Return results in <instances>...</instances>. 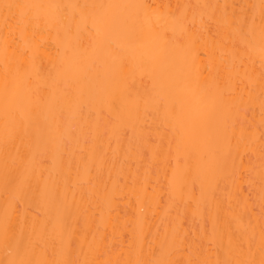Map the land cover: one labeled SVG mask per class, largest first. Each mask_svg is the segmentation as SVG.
I'll use <instances>...</instances> for the list:
<instances>
[{
  "label": "bare ground",
  "instance_id": "1",
  "mask_svg": "<svg viewBox=\"0 0 264 264\" xmlns=\"http://www.w3.org/2000/svg\"><path fill=\"white\" fill-rule=\"evenodd\" d=\"M3 2L146 4L161 11H185L184 6L191 5L186 10L189 19L226 12L235 18L255 16L256 23L242 60L234 62L226 52L222 58L217 53L209 63L206 56L168 45V53L155 61L154 71L145 74L135 57L153 53L149 39L118 42L120 54L129 61V70L121 72L119 58L111 50L93 52L94 36L88 28L80 32L82 46H77L62 30L58 34L55 26L45 31L32 27L22 34L15 30L16 21L9 18L6 22L5 12L0 10V232L14 182L23 180L24 202L8 211L22 245L41 237L37 255L42 258L53 259L54 249L67 246L71 237L77 254L72 258L91 259L87 251L94 236L97 240L105 236L110 245L114 236L119 239L123 233V247L101 248L102 258L135 260L136 245L131 237L140 215L158 243L165 242L166 231L170 239L174 229L191 241L201 232H211L215 222L227 244L229 234L239 227L233 219L238 217L259 246L264 226L260 0H0ZM79 11L68 9L77 16ZM33 14L41 17L43 26V18L51 10L33 9ZM157 24L160 29L169 27L166 21L157 22L150 14L144 19L141 13L130 29L143 31L147 37L151 35L149 26ZM214 32L215 26L194 49L202 51ZM6 39L10 44L7 53ZM41 41L45 47L39 46ZM58 41L63 42L59 52ZM25 51L27 56L21 57ZM33 57L41 73L58 69L62 80L53 84L34 72L21 73L11 98L15 119H10L5 114L2 87L5 66L11 68L17 59L31 65ZM249 78L255 80L254 85ZM127 129L133 134H127L130 140ZM214 137H219L222 162ZM142 150L149 152L151 161L144 159ZM233 174L241 178L238 187ZM222 183L227 192H219ZM42 195L47 207L39 210ZM147 239L151 242L152 236ZM45 248L47 254L42 253ZM6 252L0 236V259H6ZM205 255L214 259L212 252ZM148 256L145 245L143 258ZM174 258L183 260L186 254L177 253Z\"/></svg>",
  "mask_w": 264,
  "mask_h": 264
},
{
  "label": "snow or ice",
  "instance_id": "2",
  "mask_svg": "<svg viewBox=\"0 0 264 264\" xmlns=\"http://www.w3.org/2000/svg\"><path fill=\"white\" fill-rule=\"evenodd\" d=\"M191 5H185V11L177 9L176 11H161L151 9L146 4H84V5H36L20 2H3L0 3V10L5 12V21L9 18L16 21L15 30L20 33H26L30 28H39L42 31L53 28L62 30L65 37L74 40L77 46H82L79 40V34L84 28H88L94 36L93 52L102 54L106 50H111L119 58V69L121 72L129 70V61L126 56L121 55L122 48L119 47V41L123 38H134L137 41L149 39L153 45V53L150 55L139 54L135 57L136 63L141 71L145 74H151L154 71L155 61L168 53V45L173 49H182L186 52H195L197 56H206L209 63L212 58L219 53L222 58L227 52L233 58V61L242 60L243 55L250 46L251 37L255 28V16L251 18L242 16L235 18L229 14L222 13L219 16L215 12L209 14L207 18L203 14L199 20L193 15L188 18L187 9ZM201 7V6H198ZM204 8L213 7L203 5ZM255 7V6H253ZM260 36H261V68L260 84L264 88V0H260ZM49 9L51 14L43 18V26L39 23L41 17L33 14V9ZM68 9H79L78 16L69 14ZM143 18H149V14L157 22L164 20L169 27L160 29L157 25L149 26L151 35L145 36L143 31H133L130 25ZM215 26V32L207 41L204 49H194V45L202 41L205 34ZM75 29V32L73 31ZM45 47L43 41L39 44ZM63 46L62 41L56 44L57 51ZM10 47L7 39L5 40V52ZM65 48V52H66ZM21 57L27 56V52H21ZM207 70V66L205 68ZM35 73L45 81H51L53 84H59L62 80L59 70L41 73L35 64V57L31 65H26L22 59H17L14 65L9 68L6 64L5 73L2 82L3 93L5 98V114L10 119H15V113L11 106V98L15 95L16 78L21 75H31ZM251 84L255 80L249 78ZM243 139V136L240 138ZM261 139L264 140V132L261 133ZM217 145L216 153L223 161L224 153L220 147L219 137L213 138ZM63 144L67 146L68 140L65 139ZM240 140L237 141L236 148L239 150ZM231 146H229V151ZM262 156H264V146H262ZM241 178L233 174V181L238 187ZM24 181L14 182V192L12 199L9 201L5 212V220L0 232L6 252V259H0V264H264V226L260 233V242L257 247L254 244L252 235L249 234L248 226L244 225L238 217H233L239 227L229 234L227 244L224 243V235L218 232L215 222L211 232H201L198 237L189 241L186 234L181 235L177 230H173L169 239L167 231L165 232V242H157V237L147 229L143 215L137 217L135 226L132 229L131 242L136 245L137 258L129 261H113L104 259V253L101 248L108 251L120 249L123 247V233H120L119 239L113 237L110 245L106 243L107 238L100 236L99 240L94 236L93 241L89 243L87 255L91 259L72 258L76 254L75 248L72 247L71 237L67 246H62L52 252L53 259L42 258L37 255V249L40 248L41 237L38 235L35 241L27 245H22L14 234V226L9 215V209L15 210L24 202ZM106 199H109L106 197ZM39 210L47 207V199L41 196L40 203L37 205ZM262 218H264V191L261 195ZM141 213L144 209L141 208ZM39 216V211L36 213ZM61 227V233L63 234ZM160 229L157 228V232ZM152 236L151 242L147 237ZM147 245L149 256L143 258V253ZM83 251V246H81ZM212 252L214 259H208L205 253ZM43 254H47V249H42ZM186 254L183 260L174 258L175 254Z\"/></svg>",
  "mask_w": 264,
  "mask_h": 264
},
{
  "label": "rangeland",
  "instance_id": "3",
  "mask_svg": "<svg viewBox=\"0 0 264 264\" xmlns=\"http://www.w3.org/2000/svg\"><path fill=\"white\" fill-rule=\"evenodd\" d=\"M243 108H244V106H243ZM243 108H242V111H244ZM246 108H247V107L245 106V109H246ZM247 109H248V108H247ZM248 112H250V110H248V111L246 112V114H247ZM249 116H250V115H249ZM240 120H241V119H240ZM240 120H239V122H242V121H240ZM127 131H128V129H127ZM129 131H131V130H129ZM129 131H128V132H129ZM131 132H132V131H131ZM124 133H125V131H124ZM124 133H122V134H124ZM125 134H126V136H127V134L129 135V134H132V133H130V132L127 133V132H126ZM132 135H133V134H132ZM107 136H108V135H107ZM126 136H125V137L122 136L123 139L127 140V137H128V136H127V137H126ZM129 136H131V135H129ZM128 138H129L128 140H130V137H128ZM142 151H143V153L146 152V153H145L146 156H143V157H145L144 159H145V160L148 159L149 161H151L150 156H149V155H150L149 152L147 153V151H145V150H142ZM146 158H147V159H146ZM145 162H146V161H145ZM155 168H156V166H155ZM222 184H224V183H222ZM222 184H221V185H222ZM221 185L219 186V189H220L219 192H222V191L225 192L226 189H227V185L225 186V184H224L225 187L222 185V188L224 187L223 189L221 188ZM224 189H225V191H224ZM228 190H229V189H228ZM226 192H227V191H226ZM219 195H220V194H218V196H219ZM219 197H220V196H219ZM256 203H258V201H256L255 204H256ZM256 205H257V204H256ZM256 211H258V209H256ZM206 219H207V218H206ZM204 223H206V225H207L208 222H204ZM208 225H209V224H208Z\"/></svg>",
  "mask_w": 264,
  "mask_h": 264
}]
</instances>
